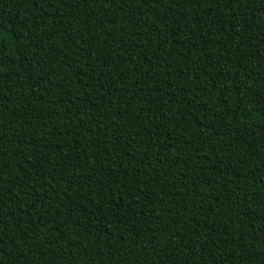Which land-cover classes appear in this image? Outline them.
Masks as SVG:
<instances>
[{"label": "trees", "instance_id": "1", "mask_svg": "<svg viewBox=\"0 0 264 264\" xmlns=\"http://www.w3.org/2000/svg\"><path fill=\"white\" fill-rule=\"evenodd\" d=\"M0 264H264V0H0Z\"/></svg>", "mask_w": 264, "mask_h": 264}, {"label": "snow or ice", "instance_id": "2", "mask_svg": "<svg viewBox=\"0 0 264 264\" xmlns=\"http://www.w3.org/2000/svg\"><path fill=\"white\" fill-rule=\"evenodd\" d=\"M2 39H3V38H0V42H2Z\"/></svg>", "mask_w": 264, "mask_h": 264}]
</instances>
